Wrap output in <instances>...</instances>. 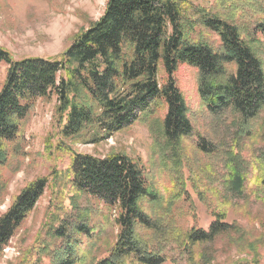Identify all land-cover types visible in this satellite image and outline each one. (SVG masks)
I'll return each mask as SVG.
<instances>
[{
  "label": "trees",
  "instance_id": "1",
  "mask_svg": "<svg viewBox=\"0 0 264 264\" xmlns=\"http://www.w3.org/2000/svg\"><path fill=\"white\" fill-rule=\"evenodd\" d=\"M200 29L217 36V49L201 37ZM263 29L260 24L241 30L189 0H107L102 16L76 34L56 59L15 61L0 47V64L7 66L0 89V173L8 162L7 146L18 138L35 102L52 95L63 121L60 140L91 133L93 143L149 116L160 101L164 106L157 121L160 137L176 156L182 139L193 132L185 99L175 82L176 72L183 67L196 72L197 94L209 116L218 120L233 115L244 126L264 109V66L253 49L258 35L264 36ZM159 63L166 76L162 83L158 81ZM62 147L70 155L68 168L30 182L0 216V252L50 184L55 186L52 192L70 187L76 196L93 198L116 211V241L98 264H164L162 253L171 242L192 261L197 245L212 243L230 232L231 227L219 223L208 232L181 233L171 227L170 217L169 223L151 219L140 203L157 198L135 161L122 154L96 158ZM198 147L209 154L215 152L214 145L204 139ZM234 175L236 187L242 186L241 177ZM76 199L69 200L72 215H61L59 202L49 207L54 213L47 214L43 231L51 241L61 242L39 249L50 264L79 263L77 248L80 238L90 235L92 213L78 207ZM146 236L157 241L151 243Z\"/></svg>",
  "mask_w": 264,
  "mask_h": 264
},
{
  "label": "rangeland",
  "instance_id": "2",
  "mask_svg": "<svg viewBox=\"0 0 264 264\" xmlns=\"http://www.w3.org/2000/svg\"><path fill=\"white\" fill-rule=\"evenodd\" d=\"M189 1L241 30L264 25V0ZM106 2L0 0V47L15 61L56 59L76 34L102 16ZM199 33L217 49L219 40L215 34L201 29ZM253 49L264 66L263 35H258ZM6 71L7 66L0 64V89ZM165 79L159 63L158 81L162 83ZM175 82L185 99L193 131L191 137L182 139L176 156L164 147L160 137L157 121L163 116L164 107L160 101L147 118L142 116L109 139L93 143L91 133L75 140H60L63 121L56 113L55 96L37 100L21 124L18 138L7 146L8 162L0 173V216L30 182L68 168L70 155L64 153L62 145L74 153L96 158L122 154L139 165L149 190L157 198L140 203L151 219H165L169 223L170 217L171 227L181 233L208 232L211 225L219 223L231 227L230 232L219 235L212 243L197 245L192 261L171 242L162 253L164 264H264V109L244 126L233 115L215 120L199 100L195 71L178 69ZM203 139L214 145V153L198 147ZM234 173L241 177L242 186L236 187ZM54 187L50 184L2 249L0 264H50L49 257L39 249L43 244L54 248L61 242L51 241L42 226L47 214L54 213L50 205L56 207L58 202L63 209L61 215L64 212L72 215L69 201L72 196L77 198L78 207L92 213L89 223L92 230L89 236L80 238L77 264H98L108 257L118 234L114 223L116 211L93 198L76 196L70 187L52 192ZM146 238L151 243L157 241Z\"/></svg>",
  "mask_w": 264,
  "mask_h": 264
}]
</instances>
